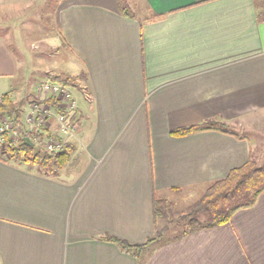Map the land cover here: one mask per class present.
Listing matches in <instances>:
<instances>
[{
    "label": "crops",
    "instance_id": "1",
    "mask_svg": "<svg viewBox=\"0 0 264 264\" xmlns=\"http://www.w3.org/2000/svg\"><path fill=\"white\" fill-rule=\"evenodd\" d=\"M119 1L57 3L70 74L85 75L86 90L74 93L78 129L67 140L74 151L56 175L0 153V264H264V191L229 222L141 259L99 239L144 243L155 230V195L205 186L263 158L264 139L237 131L170 134L205 120L264 122V20L255 1L140 0L141 19ZM10 42L0 35V96L19 101Z\"/></svg>",
    "mask_w": 264,
    "mask_h": 264
},
{
    "label": "trees",
    "instance_id": "2",
    "mask_svg": "<svg viewBox=\"0 0 264 264\" xmlns=\"http://www.w3.org/2000/svg\"><path fill=\"white\" fill-rule=\"evenodd\" d=\"M254 1L257 7L258 19L264 20V0ZM119 8L121 11L126 12L121 4H119ZM84 77L85 75L81 72L76 75L67 73H46L42 81L57 82L75 88L77 86L76 80ZM2 97L4 103L0 104V112H5L9 116H13L17 122H20L24 116L26 105L31 100L32 94L27 95L25 99L19 101L11 100L9 92L3 94ZM205 130H216L226 133L231 132L224 122L205 120L188 127L173 129L170 131V134L180 137ZM29 134L30 133H27L26 135L30 138L31 136ZM38 135L42 138L44 133L38 131ZM30 140L33 142L32 145H28L24 141H21L16 149L7 150L8 157L1 154L2 159L5 161L12 160L29 166H36L48 175H56L68 164L74 151V146L68 142H66L63 149L57 153L41 150L42 147H38L37 150H35V141L32 137ZM263 191L264 164L257 165L254 160H249L242 166L232 169L225 177L211 182L200 200L191 209L181 214L184 225L183 230L180 232L167 238L163 237L167 226L158 227V219L166 217L167 205L164 198L155 195L153 198L155 230L154 234L147 238L144 243L132 244L109 234H105L99 239L113 242L124 252L141 259L146 250L152 251L154 247L162 246L177 240L198 229L212 228L229 222L236 211L252 206Z\"/></svg>",
    "mask_w": 264,
    "mask_h": 264
},
{
    "label": "rangeland",
    "instance_id": "3",
    "mask_svg": "<svg viewBox=\"0 0 264 264\" xmlns=\"http://www.w3.org/2000/svg\"><path fill=\"white\" fill-rule=\"evenodd\" d=\"M6 1L3 6L0 2V35H4L7 32L8 36H10L11 47H14L12 51L20 61L18 73L11 80V86L18 88V94L20 93L17 95L18 99H25L27 94H32L31 99H34L36 86L45 78L46 73L70 74L73 72L71 66H69V49L63 40L60 39L54 22V12L59 0ZM119 4L122 5L128 14L135 15L139 19L145 14V6L140 0H120ZM4 14L10 16L11 21L8 25L5 22L7 18ZM3 22L5 23L4 26L2 25ZM76 83V89L70 88L76 96H82V91L86 90L83 78L77 79ZM21 85L24 87L23 91L20 89ZM22 121L23 118L20 123ZM261 121L250 119L247 123H244L242 128L225 124L230 130L237 131L240 134L264 139V122L260 125L258 124ZM47 132V134H50L49 131ZM29 135L35 141V150L38 147H42L41 150H45L43 137L41 138L38 134L34 135L32 133ZM25 137L28 136L26 135ZM263 145L264 143H262V148L260 149L263 158L256 163L257 165L264 164ZM210 184L211 182L196 189L185 188L178 193L170 192L162 197L166 201L167 215L165 218L158 219V227L167 226L163 235L164 238L183 230L184 224L181 214L191 209L200 200Z\"/></svg>",
    "mask_w": 264,
    "mask_h": 264
},
{
    "label": "built area",
    "instance_id": "4",
    "mask_svg": "<svg viewBox=\"0 0 264 264\" xmlns=\"http://www.w3.org/2000/svg\"><path fill=\"white\" fill-rule=\"evenodd\" d=\"M3 103L0 96V104ZM26 106L21 123L5 112L0 113V153L6 157L7 150L16 149L27 133L36 135L38 131L44 133L45 151L57 153L78 129L77 98L68 85L42 81Z\"/></svg>",
    "mask_w": 264,
    "mask_h": 264
},
{
    "label": "water",
    "instance_id": "5",
    "mask_svg": "<svg viewBox=\"0 0 264 264\" xmlns=\"http://www.w3.org/2000/svg\"><path fill=\"white\" fill-rule=\"evenodd\" d=\"M23 141H24L26 144H28V145H32V144H33V142L30 140L29 137H24V138H23ZM26 141H27V142H26Z\"/></svg>",
    "mask_w": 264,
    "mask_h": 264
}]
</instances>
